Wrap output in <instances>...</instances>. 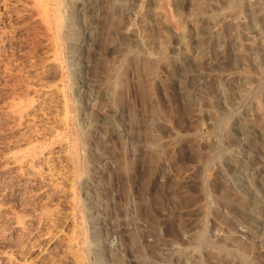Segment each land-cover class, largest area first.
<instances>
[{
	"label": "rangeland",
	"instance_id": "rangeland-1",
	"mask_svg": "<svg viewBox=\"0 0 264 264\" xmlns=\"http://www.w3.org/2000/svg\"><path fill=\"white\" fill-rule=\"evenodd\" d=\"M208 4L0 0V264H264V0Z\"/></svg>",
	"mask_w": 264,
	"mask_h": 264
},
{
	"label": "bare ground",
	"instance_id": "bare-ground-1",
	"mask_svg": "<svg viewBox=\"0 0 264 264\" xmlns=\"http://www.w3.org/2000/svg\"><path fill=\"white\" fill-rule=\"evenodd\" d=\"M189 2H191V3H193L194 4V6L196 7H194L195 9V14H198V15H202L203 13H206L208 10H210V12H211V7L212 6H210V4H208V1L209 0H188ZM262 1V0H261ZM250 5V4H249ZM252 5H254V4H252ZM252 5H250L248 8H249V10L248 11H253L254 9V7L252 6ZM240 10V9H239ZM256 10V9H255ZM254 10V11H255ZM207 14V13H206ZM256 14V13H255ZM257 15V14H256ZM254 18V17H253ZM238 21H240V20H238ZM233 23H235V22H233ZM232 24V23H231ZM237 25L239 24L238 22L236 23ZM236 24H233L234 26L236 25ZM240 24L242 25V24H244V23H241L240 22ZM239 24V25H240ZM232 26V25H231ZM244 26H246V25H244ZM198 25L197 24H194V30H195V36H196V38H197V41L200 43V40H201V38H200V36H199V33H198ZM145 31H146V33L147 34H145L147 37H145V40L144 41H142V43L143 44H145L146 46H149L148 44H149V24H147V26H146V29H145ZM148 31V32H147ZM151 35V34H150ZM152 36V35H151ZM219 38V34H218V32L217 31H214L213 32V34H212V37L210 38V40H215V39H218ZM151 39H153V38H151ZM209 40V41H210ZM212 42V41H211ZM198 43V44H199ZM214 43H217V42H214ZM164 45V44H163ZM215 45V44H214ZM201 46V45H200ZM218 46V43H217V45L216 46H214V47H217ZM162 47V46H161ZM160 47V53L162 52V53H166V49H167V47H166V45H165V47H163V48H161ZM202 47H203V45H202ZM126 47H124V49H125ZM130 49V48H129ZM202 50V49H201ZM125 51V50H124ZM232 51H233V54H234V57L235 58H244V56H245V52H243V50L241 49V47L237 44V43H235V45L234 46H232ZM252 51V50H251ZM127 52H128V50H127ZM130 52V51H129ZM128 52V53H129ZM162 55V54H161ZM164 55H166V54H164ZM257 54H253V63L256 65V66H260L259 64H260V59L259 58H257V57H259V56H256ZM126 58V57H125ZM252 58V57H251ZM146 59L149 61V58H147L146 57ZM147 61V62H148ZM199 61H201V59H199V57H198V55H191V54H188V53H185L184 54V56L182 57V59H181V63L183 64V65H187V64H189V62H193V63H197V62H199ZM264 63V62H263ZM149 63H147V65H148ZM150 64H151V62H150ZM152 65V64H151ZM151 65L149 66L148 65V67H147V73H149V72H152L153 71V67H151ZM253 65V64H252ZM153 66V65H152ZM255 66V67H256ZM155 67V66H154ZM254 67V66H253ZM254 67V68H255ZM155 69V68H154ZM259 69V68H258ZM114 70V69H113ZM155 74V73H154ZM114 75V74H113ZM110 76V75H109ZM247 76V75H246ZM245 76V79L248 77H246ZM113 78H114V76H113ZM113 78H111V77H108V79H107V82H108V84H110V85H112V84H114L113 83ZM117 78V77H116ZM115 78V79H116ZM115 82V81H114ZM231 82L232 81H230V84H231ZM115 83H117V80H116V82ZM233 83V82H232ZM231 85H233V84H231ZM237 88V87H236ZM221 90H222V88H220ZM221 94H223V96L224 97H227L228 95H227V93L223 90L222 92H221ZM229 94V93H228ZM234 94V93H233ZM231 96H232V94H231ZM231 96H230V98H231ZM233 97V96H232ZM229 99V98H228ZM27 116V115H26ZM261 117V116H260ZM253 121H255V119H252ZM258 120V119H257ZM255 121L256 123L258 122V121ZM242 121V120H241ZM253 121H252V123H251V125L253 124L254 125V123H253ZM261 121V120H260ZM258 124H260V122L259 123H257V124H255L254 125V127L253 128H256L257 130H258V132H259V134H261V135H264V132L261 130V128H259V126H258ZM237 126H239L238 128H240V131H241V134H242V137L244 138V141L247 143V144H249V143H251L252 142V135H251V131L252 130H250V128L248 127L249 126V124H248V126L245 124V123H243V122H240L239 121V125H237ZM252 128V129H253ZM258 145V144H257ZM264 149V145L263 146H261V148H259V147H256V149H254L253 150V154L254 153H259L260 151H262ZM236 160V159H235ZM235 162H237V161H235ZM239 163V162H238ZM241 163V162H240ZM243 165V164H242ZM256 172H257V176H259V179L257 180L258 181V183L261 185L260 187H263L264 188V177H262V176H264V165L263 166H259V168H257V170H256ZM258 178V177H257ZM245 199V198H244ZM243 198H241V200H240V204H241V207L242 208H244L247 204L245 203V202H247L246 200H244ZM249 201V200H248ZM246 204V205H245ZM258 205L257 206H264V205H262V204H259V203H257ZM244 210V209H243ZM245 211V210H244ZM250 212V211H249ZM45 217V216H44ZM230 239V238H229ZM54 248V247H53ZM53 248H52V250H53ZM240 248V247H239ZM33 250L35 251V253H37V259H36V262H30V263H28V264H39V262H40V260H38V259H42L43 258V260H41V261H44V258L45 257H48L49 256V249L48 250H46V252H45V250L43 249V247H42V245L40 244V243H36L34 246H33ZM238 250V249H237ZM243 250L241 249V254H243ZM247 252V251H246ZM240 253V252H239ZM245 253V252H244ZM50 255H51V253H50ZM246 255V254H245ZM243 256V255H242ZM241 255H240V257H242ZM246 256H248V255H246ZM244 258V257H243ZM46 259V258H45ZM243 260V259H242ZM2 261H3V263L4 264H21L19 261H17L15 258H13L12 256H10V255H6V256H4L3 258H2ZM244 262V261H243ZM247 262V261H246ZM245 263V262H244ZM43 264H44V262H43Z\"/></svg>",
	"mask_w": 264,
	"mask_h": 264
}]
</instances>
